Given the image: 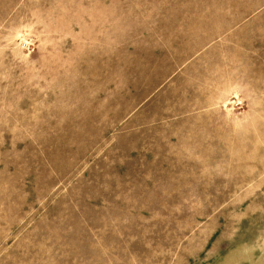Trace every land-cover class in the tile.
Returning a JSON list of instances; mask_svg holds the SVG:
<instances>
[{
	"label": "rangeland",
	"instance_id": "rangeland-1",
	"mask_svg": "<svg viewBox=\"0 0 264 264\" xmlns=\"http://www.w3.org/2000/svg\"><path fill=\"white\" fill-rule=\"evenodd\" d=\"M0 264H264V0H0Z\"/></svg>",
	"mask_w": 264,
	"mask_h": 264
}]
</instances>
